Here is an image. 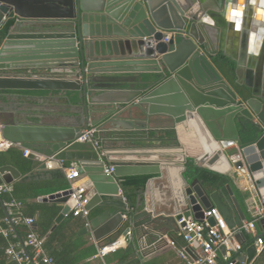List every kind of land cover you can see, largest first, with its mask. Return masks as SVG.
<instances>
[{"label":"water","instance_id":"water-1","mask_svg":"<svg viewBox=\"0 0 264 264\" xmlns=\"http://www.w3.org/2000/svg\"><path fill=\"white\" fill-rule=\"evenodd\" d=\"M259 1L246 0L244 6ZM231 3L241 0H217L210 8L202 0H0V32L8 26L0 40V94L74 92L84 107L72 124H48L42 117L24 123L3 121L2 138L40 157L70 162L91 183L93 194L86 207L90 215L80 234L90 235L98 247L114 236L124 237L127 245L139 246L146 239L161 242L160 230L173 231L182 216L202 220L204 211L212 208L230 230L247 217L229 186L230 201H226L218 192L208 194L197 179L184 177L186 156L178 137L172 147H119L126 152L139 149L144 156L140 161L128 159L125 153L115 159L100 158L91 143L77 142L89 126L96 129L105 150L114 132L110 126L118 133H147L152 118H168L167 129L182 126L196 133L205 159L215 150L231 148L230 161L247 175L257 196L264 195V41L256 67L246 69L244 96L213 62L220 53L228 55L222 44L227 29L234 26L225 20ZM37 7L46 14L27 13ZM168 32L175 34L164 42ZM229 57L237 69L244 68L239 59ZM94 89L103 93L91 99ZM241 119L257 128L254 140L241 142ZM123 141L136 140H117ZM173 154L180 159H172ZM109 166L113 172L106 174ZM39 169L40 178L52 176L53 170H46L44 163ZM166 175L173 183L172 213H157L144 205L129 212L120 204L122 179ZM23 179L14 167H0V184ZM69 196L64 190L39 199L61 207L52 231L70 213ZM111 209L115 213L110 217ZM208 223L214 224L210 218ZM259 224L264 225V219ZM237 238L243 239V234ZM242 245L250 263L256 252L253 243Z\"/></svg>","mask_w":264,"mask_h":264},{"label":"crops","instance_id":"crops-1","mask_svg":"<svg viewBox=\"0 0 264 264\" xmlns=\"http://www.w3.org/2000/svg\"><path fill=\"white\" fill-rule=\"evenodd\" d=\"M202 1H204V5L209 8L210 6L217 4V0ZM245 1L246 0H241V3L237 4L231 3L230 8H228L229 11L225 15V20L228 23L227 25L233 23L234 26L233 29H227L222 44L223 51L227 52L228 55L226 53L219 54L228 58H230L229 55H231L239 59L240 62L244 64V68L242 67L241 69H237L239 81L242 84L245 80V77L247 76L246 69H252L256 67L258 62L257 57L259 56L264 41V28L262 27V24H264V0H260L261 2L259 1L260 6H258V2L254 4L252 13L249 12V8L244 6ZM27 13L29 15L46 14L42 10L38 9V7L30 8ZM236 20H240L242 21V23L237 24ZM253 73L254 74L251 75V79L254 81L256 79V75L255 72ZM262 77H264V74ZM101 93H103L102 90H92L91 99H95V97L99 96ZM67 99V94L60 93H46L45 95L37 93L22 95L0 94V118L2 122L18 120L19 122L24 123L31 118L35 120L37 117H42L48 124H72L73 120L79 119L80 113L83 111L84 107L82 106V101H79L78 104H72L68 103ZM170 125L171 123L168 118L154 117L152 118L150 123V131L165 130L170 127ZM109 128L114 132L105 143V151L113 159L119 156H123L122 154L124 153V155L131 160L140 161L144 158V156L141 155L142 152L139 149H130L126 152L123 150V148H119L120 146H158L151 144L152 142H138V139L148 138V136L144 132L118 133L113 126H110ZM175 134L176 137H178V143L182 148H184L186 159H197L198 161L205 164L202 165L203 167H206L220 174L227 175L232 179L233 184L242 195L244 207H242L241 205L240 207L244 211V214L247 218L249 217L247 204L250 199H255L260 204V206L264 208V195L257 196L247 175L243 174L241 171L238 172L237 168L234 166V163L228 158L231 148L225 150H215L208 158L205 159V148L200 144L199 138L193 130H187L182 126H177ZM98 137L100 136L98 135ZM119 139L136 141H123L121 143H118L117 140ZM172 146H175V144L158 147ZM13 148H17L20 151H23V149H21L19 146ZM30 153L34 154L31 151ZM173 155L174 156H172V159H180V155ZM224 155L226 158H224ZM63 165L66 169L75 168L72 167V164L70 162H63ZM177 166L178 165L176 164L173 168V172H176ZM39 167L40 163H38L37 171H39L41 173L40 176H42L43 172L39 169ZM56 171H59V169H53V173ZM40 176H37L36 178H40ZM22 178L25 177L22 176ZM151 178L153 179L151 180L147 191H145V189L143 191V202H140V197H138L135 206L137 207L138 205H144L149 208H154L157 213H172L174 205L171 201L173 192V183L171 176H151ZM86 180V178H81L80 181L77 182V185L85 183ZM121 194L122 199L119 202L121 205L125 206V209L127 211L129 208L126 199L124 198L123 192ZM43 197H39L37 201L40 202L39 199ZM123 199H125V204ZM224 200L230 201L229 195ZM109 213L111 217L115 213V210L111 209ZM73 218L74 219L71 218V221H68L66 217L59 224L66 225L68 222H73L71 227H66L67 230H63L62 233L57 235L53 241H50L47 248H45L46 253L49 255L50 253H53L55 251H63L65 261L77 260V264H118L117 257L115 256L117 253L99 257L98 250L100 247L97 246L90 235L80 234V230L82 229L81 227L83 226L84 220L77 217ZM59 225H57L55 230L52 231V228L55 226L54 223L50 230V233L58 230ZM173 228V231L162 229L158 232L157 235L163 236L161 242L155 239H146L145 242L141 241L139 246H137L135 242V244L129 245L125 243V245L121 246L118 251L125 250L128 246H131L134 250V257L139 260L140 264H182V259L177 255L176 251L169 246L170 241H177L179 244H183L176 226ZM256 235H262V239L264 240V225L258 224L256 228V234H244V238L239 239V241L241 243L244 242L248 244V242L252 240L253 243ZM112 238H115L116 240L120 237L114 236ZM152 241L154 243H152ZM107 242H104L103 245ZM244 253L245 255H247L246 248H244ZM251 264H264V250L260 253L255 252L254 257L251 260Z\"/></svg>","mask_w":264,"mask_h":264},{"label":"built area","instance_id":"built-area-1","mask_svg":"<svg viewBox=\"0 0 264 264\" xmlns=\"http://www.w3.org/2000/svg\"><path fill=\"white\" fill-rule=\"evenodd\" d=\"M175 33L168 32L163 41L167 42ZM2 121L0 118V152L7 151L10 148L18 147V145L6 141L2 138ZM98 132L95 128L88 127L83 130L77 142L91 143L98 152L100 158L110 157L105 150L102 149L98 140ZM25 157L32 156L38 163H44L46 170L59 169L69 182L70 192L67 205L70 207V213L73 217L88 220L90 215L86 209L92 194V185L86 180L85 183L77 185L82 178L78 169H66L62 161L56 160L54 157L43 158L37 154H32L28 150H23ZM110 159H113L110 157ZM240 172L239 169H237ZM106 174L113 172V167H106ZM240 175V174H239ZM13 188L11 184H0V196L11 194ZM124 203H125V199ZM6 210L7 228L1 229V233L7 238L14 231V227L26 226L29 230L25 240L21 244H10L6 249L7 256L15 264H55L54 259L46 253L42 239L33 231L35 220L32 217L14 215L13 209H19L21 204L15 200L5 202L3 204ZM249 217L240 221L239 224L229 229L220 212L215 209L205 210L202 220H196L193 217L184 218L176 221L178 233L181 236L183 246L179 247L174 241L169 242L177 255L182 259V264H251L247 262L244 253V246L238 240L239 234H256V228L260 220L264 219V208L255 199H250L247 204ZM129 210V209H128ZM127 210V211H128ZM212 219L214 224L210 225L208 219ZM124 237H120L111 243L102 245L98 250L99 257L116 253L121 246L125 245ZM253 246L256 253L264 250V240L256 235ZM30 249L28 253L26 250Z\"/></svg>","mask_w":264,"mask_h":264},{"label":"trees","instance_id":"trees-1","mask_svg":"<svg viewBox=\"0 0 264 264\" xmlns=\"http://www.w3.org/2000/svg\"><path fill=\"white\" fill-rule=\"evenodd\" d=\"M7 28L8 26L0 32V40L5 35ZM213 62L232 88L244 96L247 89L239 81L236 63L223 55L213 57ZM39 94L45 95L46 93L42 92ZM67 97L68 103L78 104V102L81 101L78 93H67ZM238 129L242 143L252 141L256 138L257 128L253 123L241 119L238 122ZM146 135L149 139L154 140L151 143L153 145L169 146L176 144L173 141V138L176 136L173 130L149 131ZM4 166L14 167L25 177L22 181H17L12 185L13 192L11 194L0 196V264H15L7 256L6 249L10 244H21L25 240L29 230L26 226H17L14 227L13 233L5 238L1 233V229L7 228V224L4 221L6 219V210L3 204L11 200L19 202L21 207L19 209H13V214L34 218L35 225L33 231L42 239L44 248H47L50 241H53L63 230H67L66 227H71L73 222H68L66 225L61 224L58 230L50 233L61 207L58 204L40 203L37 199L68 189L69 182L60 171L54 172L50 178H36L41 175V173L37 171L38 162L32 156L25 157L23 151L17 148H10L5 152H0V167ZM149 177L151 178V176H131L122 179V192L130 210L129 212L137 210L135 203L138 197H140V202H143L142 194ZM184 177L189 180L197 179L208 194L218 192L224 199L228 196L226 186H229L240 205L244 207L242 195L229 176L199 166L193 158L186 159ZM71 218L74 219L71 214L67 216L68 221H71ZM84 224L85 220L83 226ZM83 226L81 228H83ZM114 240L115 238H112L105 244L111 243ZM174 242L179 247L183 246V244L181 245L177 241ZM248 243H252V240ZM26 251L29 253L30 249ZM116 253L115 256L117 257L118 264H140L139 260L134 257V250L131 246H128L125 250L117 251ZM49 256L54 259L55 264L78 263L77 260L65 261L63 251H55L50 253Z\"/></svg>","mask_w":264,"mask_h":264},{"label":"bare ground","instance_id":"bare-ground-1","mask_svg":"<svg viewBox=\"0 0 264 264\" xmlns=\"http://www.w3.org/2000/svg\"><path fill=\"white\" fill-rule=\"evenodd\" d=\"M261 2V1H260ZM258 6H260V3L258 2ZM254 7V6H253ZM253 7H250L249 12L252 13L253 12ZM250 66V65H249ZM173 178H174V182L177 184L179 183V179L178 176L176 175V172H173Z\"/></svg>","mask_w":264,"mask_h":264},{"label":"rangeland","instance_id":"rangeland-1","mask_svg":"<svg viewBox=\"0 0 264 264\" xmlns=\"http://www.w3.org/2000/svg\"><path fill=\"white\" fill-rule=\"evenodd\" d=\"M195 160H196V163H197V164H199V165H201V166H202V165H205L204 163L198 161L197 159H195Z\"/></svg>","mask_w":264,"mask_h":264}]
</instances>
